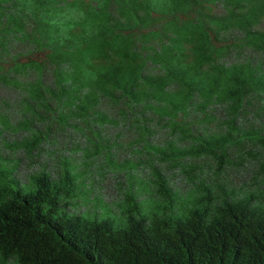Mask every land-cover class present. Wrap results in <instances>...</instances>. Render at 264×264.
<instances>
[{"label":"trees","instance_id":"trees-1","mask_svg":"<svg viewBox=\"0 0 264 264\" xmlns=\"http://www.w3.org/2000/svg\"><path fill=\"white\" fill-rule=\"evenodd\" d=\"M0 264H264V0H0Z\"/></svg>","mask_w":264,"mask_h":264}]
</instances>
